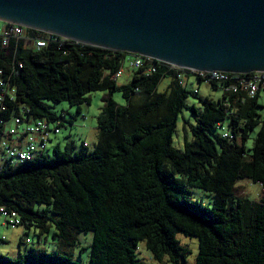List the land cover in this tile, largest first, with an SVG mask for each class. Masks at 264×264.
<instances>
[{
	"label": "trees",
	"instance_id": "1",
	"mask_svg": "<svg viewBox=\"0 0 264 264\" xmlns=\"http://www.w3.org/2000/svg\"><path fill=\"white\" fill-rule=\"evenodd\" d=\"M27 32L47 46L12 38L4 47L0 37L3 130L15 119L60 122L61 128L67 121L54 105L66 102L82 114L92 93L106 96L94 151L73 141L0 167V206L16 213L18 227L34 228L39 243L51 236L63 250L31 247L17 258L0 254V264H81L68 250L86 233H93L89 264H144L140 243L160 264H186L192 249L180 234L198 239L195 264H264V91L254 98L223 93L218 100L203 99L199 88L190 92L174 71L148 60L119 86L114 77L130 54ZM166 77L172 81L159 92ZM116 91L125 106L113 100ZM189 95L199 98L202 109L192 106L193 140L186 136L180 151L173 137ZM242 180L261 185L260 201L235 195ZM193 188L208 193L212 205L194 198Z\"/></svg>",
	"mask_w": 264,
	"mask_h": 264
},
{
	"label": "water",
	"instance_id": "2",
	"mask_svg": "<svg viewBox=\"0 0 264 264\" xmlns=\"http://www.w3.org/2000/svg\"><path fill=\"white\" fill-rule=\"evenodd\" d=\"M0 20L194 71L264 72V0H0Z\"/></svg>",
	"mask_w": 264,
	"mask_h": 264
},
{
	"label": "rangeland",
	"instance_id": "3",
	"mask_svg": "<svg viewBox=\"0 0 264 264\" xmlns=\"http://www.w3.org/2000/svg\"><path fill=\"white\" fill-rule=\"evenodd\" d=\"M128 61L124 65L125 70H128ZM126 76L123 75L119 78L120 84H125ZM171 77H166L158 86L159 92L166 91L168 85L171 83ZM193 83V84H191ZM194 85V86H193ZM186 89L190 92L193 91V88L199 87L200 97L201 98H210L213 100H218L222 98V90H214L211 85L202 83L199 84L197 81H191L185 85ZM105 92H96L91 94V105H83L82 114H77L76 107H71L70 104L63 102L57 105H54L53 112L58 116L64 115L67 119L64 123V126L58 130H53L50 134V142L48 144L47 153L51 154L53 148L57 145L64 147L66 143L73 142L78 148L81 147L82 142H86L89 146V150L92 152L96 149L98 141V133L95 128H97V118L102 111L104 106L103 99L105 98ZM113 100L119 106H125L126 100L123 97L122 93L116 91L113 93ZM187 107L182 111V114L179 117L177 129L173 137L174 146L180 150H184V140L185 137L189 141L193 140L191 125L195 124V119L192 116L191 108L195 106L198 110L202 109L201 102L199 98L189 95L186 100ZM262 108H259V113L264 117V94L260 99ZM76 117V121L74 118ZM69 121H72L75 125L72 126L69 124ZM257 128L251 135L250 140L247 143V147L251 148L254 142V138L258 132ZM187 134V135H186ZM1 158V154H0ZM194 198L202 200L204 204L211 206L212 198L211 196L198 189L193 188ZM262 187L259 184H253L251 181L242 180L237 183L235 189V195L240 198H249L253 201H260L263 197ZM5 218L0 217V254L8 256L11 258H17L19 253H25L31 247H41L46 249L50 253L58 252L63 254L62 248H60L57 242L53 241L51 236L41 243L38 241L37 232L34 228L26 229L24 226L12 228L4 224ZM178 239L181 240L183 245H187L192 249V253L189 255L186 264H195L196 257L199 252V245L197 238H189L184 235H178ZM21 240L23 241L21 243ZM93 243V233L82 234L79 237V245L68 250L70 254L73 255V258L80 262L81 264H89L91 257ZM138 255L144 264H160L158 261L154 260L151 252L146 248L145 243H140L138 247Z\"/></svg>",
	"mask_w": 264,
	"mask_h": 264
},
{
	"label": "built area",
	"instance_id": "4",
	"mask_svg": "<svg viewBox=\"0 0 264 264\" xmlns=\"http://www.w3.org/2000/svg\"><path fill=\"white\" fill-rule=\"evenodd\" d=\"M27 30L28 29L23 26L0 20V37L3 39V46L6 47L12 38L18 41H26V46L31 44L36 48H44L47 46L46 40L31 37ZM46 34L48 36L59 37L54 34ZM60 38L69 40L63 37ZM146 60L151 63L157 62L166 65L170 71H174L177 74V79L181 85L191 81H197L208 85H218L224 94L239 95V93H244V95L250 98H254L259 91H264V72L238 74L219 71H194L138 55H131V57L126 60V62L128 61L129 63L128 70L132 71L141 68L146 63ZM124 69L123 67L119 73L115 75L116 78L123 74ZM4 98L5 94L0 95V100ZM0 124L2 125V122H0ZM60 126V122L55 126L46 120H39L34 124H22L20 119H15L10 128H5L3 130L4 127H0V167L6 162L19 164L29 161L38 153L46 151L50 142L51 132L60 129ZM219 126L223 128L224 137H230L229 131L226 130L225 126L222 125V123H220ZM0 216L7 220L4 224L12 228H16L21 224L16 213H9V211L1 206Z\"/></svg>",
	"mask_w": 264,
	"mask_h": 264
},
{
	"label": "crops",
	"instance_id": "5",
	"mask_svg": "<svg viewBox=\"0 0 264 264\" xmlns=\"http://www.w3.org/2000/svg\"><path fill=\"white\" fill-rule=\"evenodd\" d=\"M123 75H125V76H126V79H127L126 82H125V84H127L128 82H130L131 77H132V72H131L130 70H125V69H124L123 74H122L120 77H122ZM120 77H117V78H116V76H115V77H114V80L117 81V83H118L119 86L125 85V84H120V83H119V78H120ZM191 84H193V83H191ZM193 86H194V85H193ZM198 88H199V87H195V88H193V90H194V89H198ZM82 112H83V109H82ZM66 120H67V119H66ZM76 120H77V119H76ZM76 120H75V121H76ZM71 125L74 126L75 124L73 123V124H71ZM95 129L97 130V133H98V132H99V131H98V128H95ZM95 145H96V144H95ZM45 241H46V240H45Z\"/></svg>",
	"mask_w": 264,
	"mask_h": 264
},
{
	"label": "flooded vegetation",
	"instance_id": "6",
	"mask_svg": "<svg viewBox=\"0 0 264 264\" xmlns=\"http://www.w3.org/2000/svg\"><path fill=\"white\" fill-rule=\"evenodd\" d=\"M199 84H201V83H199Z\"/></svg>",
	"mask_w": 264,
	"mask_h": 264
},
{
	"label": "bare ground",
	"instance_id": "7",
	"mask_svg": "<svg viewBox=\"0 0 264 264\" xmlns=\"http://www.w3.org/2000/svg\"><path fill=\"white\" fill-rule=\"evenodd\" d=\"M133 78V77H132Z\"/></svg>",
	"mask_w": 264,
	"mask_h": 264
}]
</instances>
